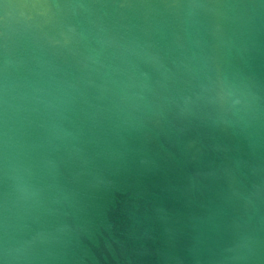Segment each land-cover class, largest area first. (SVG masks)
I'll use <instances>...</instances> for the list:
<instances>
[{"label":"water","instance_id":"1","mask_svg":"<svg viewBox=\"0 0 264 264\" xmlns=\"http://www.w3.org/2000/svg\"><path fill=\"white\" fill-rule=\"evenodd\" d=\"M0 264H264V0H0Z\"/></svg>","mask_w":264,"mask_h":264}]
</instances>
